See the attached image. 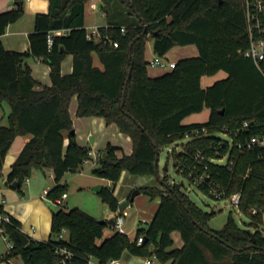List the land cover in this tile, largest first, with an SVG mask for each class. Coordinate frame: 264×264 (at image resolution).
Segmentation results:
<instances>
[{"label":"trees","instance_id":"trees-1","mask_svg":"<svg viewBox=\"0 0 264 264\" xmlns=\"http://www.w3.org/2000/svg\"><path fill=\"white\" fill-rule=\"evenodd\" d=\"M17 1L22 3L0 11V37L25 13L23 0ZM88 1L50 0L49 10L35 15L26 50L8 49L0 38V103L6 99L10 104L8 122L0 124V170L16 136L32 134L12 163L7 184L18 181L16 188L24 193L22 186L34 169L52 170L57 185L48 194L56 198L67 192L60 183L66 172L81 169L93 159L92 149L76 139L69 109L75 94L78 115L104 116L133 138L131 153L120 154L122 148L108 142L97 152L92 168L94 174L112 181L99 194L115 212L120 202L116 183L122 171L157 175V151L160 155L163 147L183 139L186 132L206 125L210 134L193 135L181 151L170 152L175 169L183 175L188 170L182 171V166L192 163L196 148H203L207 156L228 149L227 141L218 146L215 132L223 128L234 132L245 120H254L246 132L264 133V75L243 53L250 44L244 0H103L100 10L108 24L99 26L101 35L96 39L88 37L85 25ZM148 39L154 41L159 55L178 44H195L198 54L151 75L145 55ZM69 53L74 55L73 72L64 74L62 61ZM95 54L102 66L95 64ZM31 57L50 65L51 84L36 88L40 81L32 74ZM219 70L227 76L204 87L202 76ZM205 107L211 110L208 120L183 121ZM240 137L235 135V140ZM232 150L237 158L232 170L211 161L209 170L229 193L242 190L239 208L250 217L249 226H241L231 213L222 228H211L209 220L216 211L201 208L182 190L184 186L172 190L165 175L160 185L139 187L150 199L160 201L150 221L138 227L136 237L117 229L104 236L108 223L80 206L58 204L52 210L47 239L30 236L24 244L18 236L20 220L10 215V220L2 221L13 245L0 260L20 257L26 264H92L95 259L109 264L128 251L170 264H218L228 257L227 264H264V211H251L253 206L264 208V157L259 156V148L238 154ZM199 188L208 190L206 185ZM63 228L65 237L60 236ZM175 230L181 233L182 246H174ZM141 235L144 239L139 242ZM63 247L72 251L71 257L64 259Z\"/></svg>","mask_w":264,"mask_h":264},{"label":"crops","instance_id":"crops-1","mask_svg":"<svg viewBox=\"0 0 264 264\" xmlns=\"http://www.w3.org/2000/svg\"><path fill=\"white\" fill-rule=\"evenodd\" d=\"M12 1L14 0H0V11L2 10H6L11 8L13 5H15L14 3H12ZM101 0H89L87 3V7H86V13H85V25L87 27V29H89V27H91L92 25H97V26H102V25H107L108 21L106 20V15L104 14V12H102L100 9H98V4ZM103 1V0H102ZM23 3L25 4V13L18 18L16 21L11 22L6 31L1 35V39L4 43V45L8 48V49H13V50H26L29 47V33L34 29V25H35V15L37 12H47L49 10V5H50V0H23ZM103 5V3H102ZM98 14L94 21L90 20V16L91 15H95ZM103 19H105L104 21H101ZM153 40L152 39H148L146 42V51H145V55L146 58H152L156 53L154 52L153 49ZM175 51L174 57L171 56L172 55V51ZM198 54V47L195 44H185V45H175L174 47H172L165 55H167L165 58H168L172 61H177L178 59L182 58V57H187V56H194ZM99 61H97V59ZM29 64L31 65L32 68V74L34 75V77L36 79H38L40 81V84L36 85V88L39 89L42 86V84H51L52 83V78H51V67L47 62L42 61L39 58H34L31 57L29 58ZM94 61L96 65L102 66V63L98 57L97 54L94 55ZM73 62H74V55L72 53H69L66 55V57L63 59L62 61V72L64 74L73 72ZM157 67V66H155ZM171 69V68H170ZM149 73L151 75H155L152 74L150 71ZM208 75V74H206ZM206 75H203L202 78ZM227 76V75H226ZM202 82V80H201ZM203 85V84H202ZM210 85V84H209ZM204 86V85H203ZM206 87V86H204ZM208 108V113L210 115V108L209 107H205V109ZM70 113L72 115L73 118V122H74V129L76 131V139L77 141L82 144V145H87L92 149V152H94L93 154V161L96 159L97 156V152L104 147L108 142H112L115 145L120 146L122 149L119 150V153H131L133 151V141L131 138V136L123 131H120L117 123L115 122H111L108 123V121L106 120V118L104 116H99V115H78L77 114V109H78V98H77V94H75L70 102ZM204 110V109H203ZM203 110L201 112H203ZM201 112H195L192 113L188 116H186L184 119H187L188 117L194 116V114H199ZM201 121V120H200ZM8 122V118L6 119V121L3 122V124H6ZM191 122H199V120H193ZM188 122V123H191ZM32 137V134H20L17 135L16 138L14 139L11 148L9 149L10 151H8L6 157H5V161H4V166L3 169V182H6L7 179V175L11 169V165L12 163L16 160L17 156L19 155L20 151L23 149L24 145L26 144V142ZM68 142V138L65 140V143ZM89 162V160H87L85 163ZM84 163V164H85ZM95 163V162H94ZM84 168V165L83 167ZM93 168V166L91 167V169ZM90 169V170H91ZM39 171L42 170L38 169ZM49 171L50 172V176H53V174H51V170H42L43 173L47 174L46 172ZM65 176V175H64ZM97 176V175H96ZM54 177V176H53ZM64 181V177L62 178L61 182L62 184ZM109 181V182H108ZM26 186L24 190V194H20L17 191H15V187H12L11 184H7L9 185L11 188L14 189H9L8 187H4L2 185V183L0 182V196L4 197L6 199L5 203H4V209L6 210V212L10 215L15 216L17 219L20 220L21 225H22V230H23V224H24V215L23 212H21L20 210V206L21 204H29L31 200H40L38 201L39 204L44 207V203L41 201V199L39 198V196L37 194H35L34 192V186L36 185V182H34L30 177L26 180ZM94 183H100L102 186L104 184H111L110 183V179L104 178V177H99L97 176L95 178V182ZM57 185V182H56ZM99 185V184H97ZM96 186V185H95ZM53 188V187H52ZM48 189V188H44L41 196L42 197H47L44 196V190ZM51 189V188H50ZM116 190V189H115ZM68 193V192H67ZM116 193V192H115ZM117 195V194H116ZM69 196V194L65 197L64 199V204H67V197ZM129 196V195H128ZM127 196V197H128ZM119 201L122 199V197L118 196ZM48 198L50 199L51 197L48 194ZM147 198V197H146ZM159 201L160 198L156 197L154 198V200L152 201H148V205H146V210L142 211L146 216H141L142 218L140 219V222H147L150 221V219L154 216L157 207L159 205ZM132 202V201H131ZM130 202V204H131ZM129 204V205H130ZM39 205V208H40ZM128 205V206H129ZM127 206V207H128ZM72 207V206H71ZM127 207L125 208V213L127 212ZM48 220L50 221V226H49V234H47V237L44 238H40V234L43 231H48V230H44L43 226L39 225L40 227L38 228L37 225L35 224H30V228L29 226L28 229L30 232H27L25 230H23V232L25 231L29 236L36 238V239H47L50 234H51V223H52V212L48 211ZM117 212L119 214L120 211L118 209V211L116 212H112L109 214V216L111 215V217H115L117 218ZM124 213V215H125ZM105 219H108V217H106ZM41 222L42 225L45 224V217L43 215V217L39 218V223ZM116 229V227L112 224V223H108V225L105 227L104 230V236H110L114 230ZM138 229V228H137ZM41 231V233H40ZM125 232L127 233V230L125 229ZM46 233V232H45ZM129 234V233H128ZM129 236L131 238L136 237L135 235H130ZM2 243L4 245L5 248H3L2 252L0 253V257H2L3 255H5L8 250H9V245L6 241V239L0 234ZM173 237L175 240V243L177 244V246H182L183 245V239L181 237V233L179 230H175L173 231ZM18 258V257H17ZM19 260L14 262V264H21L23 261L22 259L19 257ZM150 259V260H149ZM95 260V259H93ZM92 260V262H93ZM158 260L155 259L154 257L152 258H146L142 255H138V254H131L128 251H125L123 253V255L119 258L114 260L115 264H170V262H166V263H162V262H157ZM96 262V261H95ZM97 264H99L98 262H96Z\"/></svg>","mask_w":264,"mask_h":264},{"label":"rangeland","instance_id":"rangeland-1","mask_svg":"<svg viewBox=\"0 0 264 264\" xmlns=\"http://www.w3.org/2000/svg\"><path fill=\"white\" fill-rule=\"evenodd\" d=\"M98 14L90 16V20L94 21L95 17ZM105 19L102 18L101 21H104ZM107 20V17H106ZM175 51H172V55L174 57ZM165 57L167 55H164ZM97 61L98 58H96ZM149 58L148 60H150ZM148 70L155 75H159L167 70H170L169 67H162V66H153L150 63H148ZM227 75V72L225 70H219L218 72L214 74H208L202 78V84L204 86H208L209 84H212L217 79L223 78ZM3 102L0 103V124H3L4 121L8 118V114L10 111V104L9 101L6 99L2 100ZM209 113L208 108L204 109L203 112L199 114H194V116L188 117L187 119H184L183 121L188 123L193 120H199V122H203L208 120ZM201 120V121H200ZM223 136H227L224 134H221ZM182 141V140H181ZM181 141H178L176 143H172L169 146H165L160 151V159H159V176L157 175H151V174H135L130 172L128 169H124L121 173V176L116 183V194L120 197H122L121 200L125 199L130 193L134 191V189L139 188L142 185L146 184H157L160 185V179L161 177H164L165 175L169 179V183L171 185L174 181H181L184 180L185 186L182 187V190L188 193V195L204 210L211 212L212 209H214L216 212L212 214V217L209 220V226L214 229L222 228L224 224L226 223L229 215L232 213L235 220L241 225V226H249L250 217L243 212H241L240 209L237 207L232 206L230 199H216L209 194L205 193L203 189L199 188L195 184H193L189 178L182 173L178 172L174 165L172 158L170 156V150L177 146L179 148L181 146ZM169 162L168 168L165 169L166 162ZM94 161L89 160V162L84 164V168L78 169L76 171H68L66 172L64 176L63 181V190L67 191L69 196L67 197L66 201L67 204L63 205L67 208L71 206H80L81 208L85 209L87 212L93 214L94 216L105 219L106 217L111 218L110 213L113 212V210L110 208V206L103 201L101 198V195L99 192H96L94 190V186L100 183H94L96 174L92 172L91 167L94 166ZM5 167V166H4ZM91 169V170H90ZM4 169L2 168L0 170V182L4 187L11 188L9 185H6V182H3V173ZM47 174L43 173L42 170L39 171L37 168L34 169L30 175V178L36 182V185L34 186V192L39 196L41 201L44 203V207L42 204L40 205L38 201L40 200H31L29 204H21L20 210L23 212L24 217V224H23V230L30 232L28 227L30 224H35L40 227L39 225L43 226V229L48 231H43L41 233L40 231V238L47 237V234H49V226L50 221L48 220V211L52 212L54 208H57L59 205L57 202L53 201L51 198L48 197H42L41 193L44 188H52L56 185V180L53 176H50V172L47 171ZM101 177V176H99ZM108 179V178H107ZM109 182V181H108ZM110 183L112 181L110 180ZM26 181L24 182L22 189L26 191ZM20 194L22 193L17 188L15 189ZM147 197V198H146ZM120 200V201H121ZM154 199H150L149 196L143 192L138 194L135 199L131 202V204L127 207V212L124 217V228L127 230V233L130 235H135L137 228L139 226H142L145 224V222H140L141 216H146L142 211L146 210V205H148V201H152ZM40 205V208H39ZM115 212V211H114ZM119 213L117 212V215ZM45 217V224L42 225L41 222L39 223L40 217ZM120 215V214H119ZM118 215V216H119ZM122 215V214H121ZM116 217V216H115ZM31 226V225H30ZM29 226V228H30ZM46 232V233H45ZM174 246H177L175 243ZM4 245L2 243L1 237H0V253L3 250ZM19 258V257H18ZM17 257H11L8 260H0V264H14V262L18 261ZM96 260H93L92 264H97L95 262ZM158 262V261H157ZM221 262V261H220Z\"/></svg>","mask_w":264,"mask_h":264},{"label":"built area","instance_id":"built-area-1","mask_svg":"<svg viewBox=\"0 0 264 264\" xmlns=\"http://www.w3.org/2000/svg\"><path fill=\"white\" fill-rule=\"evenodd\" d=\"M245 1V17L247 23V31L250 38V44L247 49L243 51L244 55L251 57L259 70L264 75V0H244ZM124 30V27L122 28ZM64 30H56L55 33H63ZM88 37L92 38H100V29L99 26L92 25L88 29ZM50 42L52 41L51 36L49 37ZM115 45H118L117 41L113 42ZM176 60L172 61L168 58H165L163 55L155 54L150 60L149 63L153 66H162V67H169L174 68L176 66ZM254 120L249 121L245 120L242 125H240L234 132H229L228 129L223 128L217 132L216 135L219 137V145L223 146L224 142H228V149L221 153L218 150L217 155L207 156L203 148H196L193 154V161L189 165L184 164L182 166V171L187 168V176L189 180L195 184L196 186L206 185L207 191L205 193L209 194L210 196L216 199H230L232 206L237 207L240 209V200L242 197V190L238 189L237 191L228 192V187L223 185L219 179H216L212 172L209 170V164L211 162H215L221 165H227L228 169L232 170L235 161H236V154H232V149H236L237 154L244 152L246 149L252 148H259V156L264 157V133L261 134H251L249 135L246 131L249 130L251 124ZM208 135L210 134L209 128L205 125L202 127H196L191 131L186 132L185 137L178 141H181V146L177 148L174 146L170 152H173L174 149L182 150L184 148L183 143L188 141L193 135ZM221 134L227 135L223 136ZM242 134V137L235 140V135ZM177 141V142H178ZM176 143V142H175ZM174 144V143H173ZM91 154L93 155L94 152L91 150ZM96 163V160H94ZM174 165V164H173ZM175 167V166H174ZM82 169V168H81ZM250 168L248 169L246 176L249 175ZM51 174L53 171L51 170ZM49 189H45L43 195L48 197ZM68 195L67 192H64L61 196L56 198H51L53 201L57 202L58 204H64V199ZM6 199L0 196V234L6 239L9 249L12 247L13 242L9 235L5 233L3 225L1 224L2 221L10 220V214L6 212L4 209V203ZM258 210L264 211V208H260L258 206H253L251 208L252 213H257ZM125 213V212H124ZM124 214H120L115 220L113 224L117 230L121 232H125L124 228ZM61 237L66 236V228H63L62 233L60 234ZM144 239L143 235L139 236L138 241L142 242ZM61 254H63L65 258L72 256V251L63 247L60 249ZM63 259V260H64ZM150 260V259H149ZM92 262V261H91ZM21 264H26L22 262ZM57 264H62L58 262ZM109 264H115L114 260H112Z\"/></svg>","mask_w":264,"mask_h":264},{"label":"water","instance_id":"water-1","mask_svg":"<svg viewBox=\"0 0 264 264\" xmlns=\"http://www.w3.org/2000/svg\"><path fill=\"white\" fill-rule=\"evenodd\" d=\"M12 3H22V1H17V2H15V0H14V1H12ZM102 3H103V1L101 0V1L99 2V4H98V7H99L98 9L102 8V7H101V6H102ZM129 73H131V70H130ZM126 92H127V84L125 85L124 97H125ZM122 105L124 106V100H123V102H122ZM159 159H160V155H159V151H157V156H156V161H155V165H156V174H157V176H159ZM168 165H169V162L167 161L166 164H165V169L168 168ZM18 184H19L18 181H14V182L11 183L12 187H15V188L18 186ZM182 186H185L184 180H181V181H174L172 187H170V188H171L172 190H174V188L179 189V188L182 187ZM102 187H103V186H102L101 184L96 185V186H94V190H95L96 192H100V190H101ZM140 193H141L140 188H136V189H134V191H133L132 193H130V195H129L128 197H126L125 199H123V200H121V201L119 202V211H120L121 214H124V212H125V208H126V207L130 204V202L133 201V200L135 199V197H136L138 194H140ZM213 211H214V209H212V212H213ZM115 220H117V219H115V217H111V218H109V219H100L101 222L112 223V224L115 223ZM249 232L251 233L252 237L254 238V236H255V232L252 231L251 229H249ZM18 236H19V238L21 239V241H22L24 244L28 243V241L30 240V236H29L25 231L23 232V230H19V232H18ZM229 261H230V257H228V258H227L226 260H224V261L218 262V264H227Z\"/></svg>","mask_w":264,"mask_h":264}]
</instances>
